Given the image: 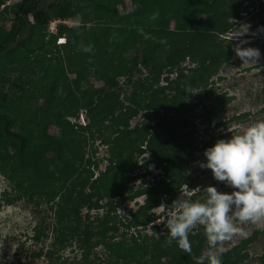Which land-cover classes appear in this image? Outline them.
<instances>
[{
  "label": "trees",
  "instance_id": "trees-1",
  "mask_svg": "<svg viewBox=\"0 0 264 264\" xmlns=\"http://www.w3.org/2000/svg\"><path fill=\"white\" fill-rule=\"evenodd\" d=\"M6 1L0 0L4 6L1 25L11 13L12 19L9 28L0 25V95H6L3 89L10 86L11 97L0 101V174L15 192V199L25 198L33 205L38 219L31 240L39 246L34 255L43 256L47 264H196L195 258L209 247L203 226L190 232L191 254L179 249L175 241L168 243L166 223L160 232L150 235L128 232L149 222V212L160 205L163 196L167 204L173 201L164 192L171 191L170 184L181 167L203 161L204 150L225 139L220 135L200 145L190 133L175 130L191 126V121L181 119L198 105L202 95L210 101L201 117L205 130L225 106V95L212 97L205 90L196 94L194 106L184 105L182 97L206 83L216 67L231 59L233 42L223 40L235 25L229 19H238L248 6L241 0H227L222 8L218 0H131V10L120 14L123 0H20L10 5ZM84 3L93 11L90 27L81 24L76 11ZM54 20L78 24H59L56 34L48 35L47 26ZM171 24L172 34L166 37ZM59 37L65 38L64 44H56ZM164 47L168 53L162 68L169 72L179 69L186 59L196 66L189 69L193 75L186 82L179 71L175 86L170 81L164 88H153L160 74L150 61ZM130 53L143 54L140 65L150 73L154 68L157 78L151 81L145 76L133 82V72L140 71L137 64L128 65ZM36 67L42 71L39 77ZM88 67L94 68L103 87L81 88ZM68 73L75 78L69 81ZM118 77L136 83L139 91L151 90L150 102L135 101L138 94L134 92L122 94ZM261 94L264 101V89ZM37 97L44 99L43 104L32 106ZM54 103L57 108L52 107ZM156 106L163 107L157 124L129 127V120L140 110ZM80 110L89 118L86 126L68 119L77 117ZM260 111L264 112V106ZM50 125L56 128L54 134L48 132ZM96 140L106 147L103 170L99 169L102 159L93 160L91 155ZM143 149L150 151L149 161L162 170V176L134 188L129 183L137 176L129 175ZM141 196L143 202L133 213L118 217L119 206ZM99 210L101 213L91 214ZM263 231L264 227L254 231L240 246L220 254L222 264L243 261L248 254L239 252ZM96 248H101L103 256L95 254ZM67 249L76 254L68 257L64 254ZM260 260L264 264L263 256Z\"/></svg>",
  "mask_w": 264,
  "mask_h": 264
},
{
  "label": "rangeland",
  "instance_id": "rangeland-1",
  "mask_svg": "<svg viewBox=\"0 0 264 264\" xmlns=\"http://www.w3.org/2000/svg\"><path fill=\"white\" fill-rule=\"evenodd\" d=\"M19 1L20 0H7L6 5ZM198 1L199 3L202 2V0ZM218 1L221 8L226 7L227 0ZM241 2L243 6L248 7L239 13L238 19H229L230 22H234L235 25L231 27L229 32L225 33V39H223L224 41H227V38H230L233 42L231 45V59L227 63H221V65L216 67V72L208 77L206 83L203 82V85L198 84L195 88H193L191 91L194 93H190L189 96L182 97L184 105L191 104L192 106L197 103L196 94L203 92L204 90L211 92L212 97L225 95V98H227L222 111L214 118L212 126L206 130L200 125L201 117L204 111L203 108H208L210 102L209 98L204 95L201 96V101L198 102V105L192 111H187L183 119H181L191 121V126H180L175 131H180L182 134L190 133L197 138L200 145L202 142L212 138H217L220 135H225V139H228L231 135L240 134L251 123L257 120H264V112L260 111L264 106V101H261L262 99L259 98V96H262V89H264V6L262 5L264 0H241ZM3 7V5L0 6V10ZM131 8V0H123V7L119 5L118 12L120 14L128 12ZM76 11L81 16L82 25L85 27L93 25V11L89 7H86L85 3L81 8L76 7ZM10 19H12V13L8 16V21H3V25H1L0 20V25L5 28H9L11 25ZM74 24L77 25L78 23ZM173 28L174 25L171 24L166 32V37H170ZM23 36L24 34L18 35L16 40L21 39ZM223 46L226 48V45ZM237 47L257 48L260 51V56L256 59V61L253 60L251 62H243L236 55L235 49ZM167 50L168 47H164L159 53L152 55L153 59L150 61V64L151 66H157L156 68L160 74L158 77V83L153 84V88H164L170 81H172L171 86H175L177 84L175 78L177 77L179 71H182L185 76L182 78L184 82H186L187 77H191L193 75L189 72V69L195 67L196 64L189 62L188 59L178 66L179 69L176 68L169 72L167 68H162L165 64L164 58L165 54L168 53ZM127 58L128 65L131 66L135 63L140 71L133 72V82H136L145 76H149L151 81L157 78L154 68L150 73L148 70H145L142 65H140L143 54L130 53ZM22 59L23 58H19L18 61H21ZM97 64L99 65L100 61H97ZM93 70V67H88L83 73V80L81 82L82 89L90 90L103 87L102 82L97 79ZM35 73L36 77H39L42 74V71L36 67ZM25 78L26 77H24V79ZM73 78H75V74H67V79L69 81L73 80ZM117 80L119 88L122 90V94L126 93L131 95V92H134L135 94H138V96L134 98L135 101L138 100L143 105L150 102V95L152 94H150L151 90H148L147 92L139 91L136 83H127L124 77H118ZM9 88L10 86L4 87L3 91L7 92V94L4 95L5 97L0 95V101L11 97ZM122 98L123 95H121V100H123ZM43 101V98L37 97L33 100L32 106H40L43 104ZM124 103L126 104L125 101ZM52 107L57 108L58 103L52 104ZM145 114H147V117L144 116ZM162 116L163 107L161 106H156L154 109L150 110L143 109L129 120V127L134 128L142 125L154 126L161 120ZM236 117L239 118L237 121L231 120L234 118L236 119ZM86 118L87 119L85 121L88 123L89 118L87 116ZM48 132L50 134H54L56 132V128L50 125ZM180 146H183L182 142L180 143ZM91 148H93L94 151L91 153L92 159H102V161H99V169L103 170L106 165V161L103 160L106 157V147L101 144L99 140H96L93 142ZM149 155L150 151L148 149H143V152L136 158V167L129 175L131 178L132 176H137L129 183L134 188H138L140 186L143 187L147 185L148 181L149 183H153L161 179L162 170L155 167L153 161H149ZM20 157L24 159L25 156L21 155ZM199 162L200 161H192L188 163V166L181 167L180 170H178L177 174H175L174 182L170 184L171 191L169 193H167V191L164 192L167 198L170 197V200H174L179 195L184 197L187 196L188 193H191L190 198H193V200H202L205 199L204 187L208 185H214L220 191H230V189L226 188L222 182L213 179L211 170L201 169L198 166ZM144 164L147 165L146 168L143 167ZM191 184H194L195 187L191 188ZM4 193L7 194L4 195ZM14 194L15 192L11 190L6 177L0 174V264H47V259L43 256L36 257L34 255L35 253H33V251H36L39 248V246L35 245L31 240L33 227L37 224L38 219L37 215L32 212L33 205L27 202L25 198L20 200L15 199ZM164 198L165 196H163V199ZM163 199L160 203V205L164 204L163 207L159 205L152 208L149 212L151 218L149 222L143 227L129 230L128 235L136 234L137 232L140 234L150 235L152 232H160L163 229V226H165L166 223V217L170 215L173 210L171 203L167 204ZM142 202L143 197L141 196L132 201L123 203L117 209L118 217L121 219L125 218L128 214L133 213ZM97 213H101V211L92 212L91 214L96 215ZM234 223L236 224L238 231L235 235H233L232 239L220 243L215 249L210 250L209 247H205L203 252L204 255H207L209 251H213L217 255L231 252L235 246H240L239 244H241L242 241L247 240V238L252 236L254 231L264 227V220L259 223L245 224L240 223L234 217ZM198 226L199 225L191 231L195 232L194 230H196ZM94 252L97 256H103L101 248H96ZM244 252H247L248 256L243 261L236 262L235 264H261L260 258L261 256L264 257V231L257 234L254 241L248 243L246 248L241 250L239 254H243ZM64 254L68 257H72L76 253L75 251L72 252L70 249H67Z\"/></svg>",
  "mask_w": 264,
  "mask_h": 264
},
{
  "label": "clouds",
  "instance_id": "clouds-1",
  "mask_svg": "<svg viewBox=\"0 0 264 264\" xmlns=\"http://www.w3.org/2000/svg\"><path fill=\"white\" fill-rule=\"evenodd\" d=\"M64 43L65 39L61 44ZM235 51L243 62L256 61L260 56L259 49L253 47H237ZM188 93L194 92L188 90ZM69 118L74 120H69L72 124H88L85 110H80L77 117ZM203 156L205 159L198 166L211 170L213 179L222 182L230 191L208 185L204 187L205 199L202 201L192 200L188 193L171 202L173 210L166 217L168 243L175 241L179 249L189 254L192 252L189 235L197 225L203 226L211 250L237 233L234 217L245 224L264 220V120L251 123L240 134L216 140L204 150ZM195 259L196 264H222L221 257L213 251Z\"/></svg>",
  "mask_w": 264,
  "mask_h": 264
},
{
  "label": "built area",
  "instance_id": "built-area-1",
  "mask_svg": "<svg viewBox=\"0 0 264 264\" xmlns=\"http://www.w3.org/2000/svg\"><path fill=\"white\" fill-rule=\"evenodd\" d=\"M59 24H64V25H68L69 26V25H73L74 22H71V21H61V20L51 21V22H49V24L47 26V33H48V35L56 34L57 26ZM63 41H64V38H59L57 40V43L58 44H61V42H63ZM69 120H71V122L74 121L73 119H70V118H69ZM81 121H82V118H81Z\"/></svg>",
  "mask_w": 264,
  "mask_h": 264
},
{
  "label": "bare ground",
  "instance_id": "bare-ground-1",
  "mask_svg": "<svg viewBox=\"0 0 264 264\" xmlns=\"http://www.w3.org/2000/svg\"><path fill=\"white\" fill-rule=\"evenodd\" d=\"M59 38H63V37H59ZM59 38H57V39H59ZM65 39V38H64Z\"/></svg>",
  "mask_w": 264,
  "mask_h": 264
}]
</instances>
